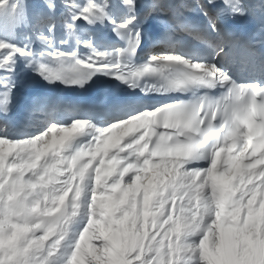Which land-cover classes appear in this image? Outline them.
Masks as SVG:
<instances>
[{"label":"bare ground","instance_id":"obj_1","mask_svg":"<svg viewBox=\"0 0 264 264\" xmlns=\"http://www.w3.org/2000/svg\"><path fill=\"white\" fill-rule=\"evenodd\" d=\"M167 1L170 2L169 5L160 1L155 6L161 9L168 6L179 9L183 0ZM150 4H154L152 0H122L113 5V13H108L106 5L100 1L83 0L68 11L65 26L57 28L38 24L40 19H45L48 15L56 18L60 7L53 4L33 7L23 2L27 10H21V17L14 12H9L5 17L0 16V99L6 102L30 99L33 105L27 126L18 135L6 134V129H0V157L6 162L7 169L11 170L7 172L0 163V197L21 198L25 194L24 187L30 190L27 197H49L52 194L49 195L48 185L44 181L50 171L55 170L59 173L61 184L76 180V189L70 190L68 195L77 197L76 203L73 204L70 200L62 208L63 214L78 203H82V210H85L86 197L90 194H95V200L98 197H106L107 201L114 197L122 198L120 185L140 174L141 181L146 180L147 187L139 192L142 208L139 207L141 212L136 218V224L144 230V226L149 223L153 233L146 227L144 235L149 231L152 239L156 236L152 242L155 247L166 245L165 242L168 244L172 240L175 249L179 247L184 252L191 251L196 245L199 247L203 242L207 243L214 230L221 226L223 240L225 239L223 245L226 248L233 250L239 244V247L246 245L260 250L263 248L260 240L264 233V166L252 171L245 170L250 138L245 139L243 146L219 151L211 164L192 169L193 179L182 183L185 172L178 170L177 162L154 160L149 154L150 141L146 137V122L147 118L157 113V108L137 106L117 113L108 110L105 114H98V118L84 115L71 107L62 109L60 103L54 105L49 98L52 85L59 84L58 79L30 66L31 57L39 53L66 56L90 68L115 65L121 48L107 37L108 29L115 25L124 26L129 21L138 19L142 9L148 13ZM207 4L225 10L244 9L253 18L264 20V7L261 6L264 5V0H201V8L197 10L193 6L184 13H174L171 25L163 30L164 37L153 42L155 47L151 40L144 39L141 43V48H146L144 60L157 62L159 58L156 55H161L162 61L180 62L195 70L218 75L221 79L228 78L231 71L227 73L225 66L222 67L217 62L214 68L208 65L209 53L216 51L211 39L212 42L215 40L223 45L216 53L219 59L226 56L228 65L236 61L235 69L250 71L252 60L249 57L252 54L247 48L225 43L217 29V21L211 27L204 19L205 26L199 33L191 27L190 24L198 22L200 14H207ZM2 7L0 5V15L5 12ZM20 8L22 9L21 6ZM154 20V17L146 19L144 16L141 24ZM34 26H39L38 36L33 32ZM167 36H171L179 44L182 41L191 44L195 50L194 55H182L180 49L167 40ZM46 37H49L48 41ZM156 50L160 54L150 52ZM254 57L253 67H258V59ZM46 123L53 125V132L44 134L43 127ZM20 135L26 136L19 138ZM165 171L170 172V178H161L163 174L159 177V172ZM2 176L6 179L3 180ZM91 186L97 187L96 190L91 192ZM189 193L193 194L191 200L194 207H185L183 211H179L182 199ZM121 198L116 201H121ZM116 204L117 202L115 206ZM26 216L31 217V212H27ZM161 216H165L170 222V228L178 220L180 227L182 224L187 225L191 230L176 240L171 238L169 242H162L161 236L166 233L167 228L157 224ZM214 217L218 218L215 227L212 224ZM13 219L19 220L18 212H14ZM196 225L200 226L195 227ZM129 227L127 229H133ZM70 239L66 250L71 249L74 242L73 237ZM72 251L71 249V254H68L69 250L64 258L70 259ZM255 259H258L257 256ZM252 260L254 261L253 258ZM63 261L59 259L60 263ZM225 261L230 264L238 263L232 256Z\"/></svg>","mask_w":264,"mask_h":264},{"label":"rangeland","instance_id":"obj_2","mask_svg":"<svg viewBox=\"0 0 264 264\" xmlns=\"http://www.w3.org/2000/svg\"><path fill=\"white\" fill-rule=\"evenodd\" d=\"M82 1L0 0V5L5 9V12L0 16L5 17L9 12H14L21 17V10H27L23 2L33 7L43 6V4L47 6L53 4L60 7L57 11L56 18L53 15H48L45 19H40L41 21L38 24L44 26L53 25L54 28L58 26L64 27L68 11ZM98 1L106 5L108 13H113L115 9L113 5H117L122 0ZM200 5L201 1L199 2V0H183L180 3V10L184 13V11H187V9L193 6L197 10L201 8ZM261 6L264 7V5ZM32 28L34 34L38 36L39 26ZM46 40L48 41L49 37H46ZM152 53L160 54V51L156 50ZM156 56L158 58L161 57V55ZM216 62V55H214L209 58L208 65L214 68ZM43 129L44 134L53 132V125L46 123ZM25 136L20 135L19 138ZM2 147L4 148V145ZM0 163L3 168L7 169L6 162L1 157ZM9 171L11 170L7 169V172ZM7 172H4V174ZM169 173L166 171L159 172L161 174L159 177L163 174L161 178H170ZM2 178L3 180L6 179L4 176ZM41 179L43 180L44 177L41 176ZM185 179L182 180V183L184 181H191L193 177L192 175H185ZM44 182L48 185L49 195L52 194L49 197H27V193L30 192L27 187H24L25 194L21 198L18 197L19 199L17 197H0V264H230L228 261H225L229 260V256L235 258V261L238 260L237 264L239 262L240 264H264V233L261 235L260 240L263 243V248L260 249L261 251L259 249H251V247H247L246 245L239 247V244L238 248L233 249V251L223 245L225 244V239L223 240L224 236L220 230L221 226H218V229L216 228L214 230L210 240H207V243L203 242L201 246L198 247L196 245L195 249L184 252L179 247L175 249L172 246V240L168 243L170 246L165 241L169 242L171 238L176 240L189 233L191 228L183 224L180 227L178 220H176V225L170 228L172 225L164 218L165 216H161L157 224H161L167 228L166 233L161 236V241L165 242L166 245L162 244L155 247V243L152 242L156 236L152 239L149 223L144 226V230L139 226L137 227L136 224V218L140 215V209L142 208V197H140L139 192L147 187L146 180L141 181L140 174L135 175L131 180L123 182L120 185V191L123 193L122 198L114 197L116 199L110 198L107 201L106 197L105 199L104 197H98L95 200V194H90L89 197H86L85 210H82L83 204L78 203L76 207L63 214L61 210L70 200L73 204L76 203L77 197H68L70 194L69 191L76 189V180L74 182L70 180L69 184H61L59 173L51 170L50 175L48 174ZM96 188L91 186V192L95 191ZM125 197L129 202L124 199ZM117 198H121V201H116ZM192 198V193L184 197L180 203L179 211H183L185 207H194ZM11 199L12 201H10ZM8 201L9 205H11L9 209ZM111 201L114 203V206H112L113 203ZM116 202L117 204L115 206ZM39 203L41 206H39ZM197 206L195 207L197 208ZM15 211L18 212V221L13 219ZM27 212H31L32 216H26ZM212 224L214 227L218 224L217 217L212 219ZM128 225H131L130 227H133V229H127L129 227ZM199 226L196 225L195 227ZM146 227L150 232L148 231V234L144 235ZM70 237H73L72 241H74L71 246L73 255L70 259H65L64 257H66L69 250L70 252L68 254H71V249L66 250L71 240ZM248 240L253 242L252 239ZM91 251L93 252L90 253ZM256 251L261 252L262 255ZM189 252L190 256L187 254ZM191 252L193 253L191 254ZM255 256L260 261L255 259ZM59 259H63L64 261L60 263Z\"/></svg>","mask_w":264,"mask_h":264}]
</instances>
